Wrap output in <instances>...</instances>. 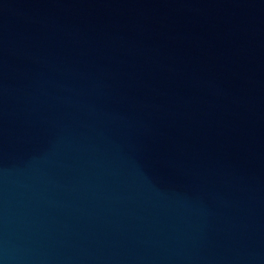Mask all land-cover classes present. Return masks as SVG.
Segmentation results:
<instances>
[{"label":"water","instance_id":"1","mask_svg":"<svg viewBox=\"0 0 264 264\" xmlns=\"http://www.w3.org/2000/svg\"><path fill=\"white\" fill-rule=\"evenodd\" d=\"M0 264H264V0H0Z\"/></svg>","mask_w":264,"mask_h":264}]
</instances>
